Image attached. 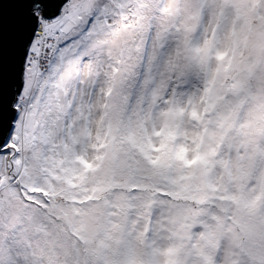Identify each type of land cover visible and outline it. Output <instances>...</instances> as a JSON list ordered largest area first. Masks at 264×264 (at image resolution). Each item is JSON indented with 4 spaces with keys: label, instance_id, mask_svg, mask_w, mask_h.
Listing matches in <instances>:
<instances>
[{
    "label": "snow or ice",
    "instance_id": "obj_1",
    "mask_svg": "<svg viewBox=\"0 0 264 264\" xmlns=\"http://www.w3.org/2000/svg\"><path fill=\"white\" fill-rule=\"evenodd\" d=\"M0 264H264V0H0Z\"/></svg>",
    "mask_w": 264,
    "mask_h": 264
}]
</instances>
